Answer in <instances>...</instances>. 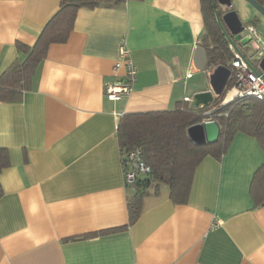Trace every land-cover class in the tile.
Listing matches in <instances>:
<instances>
[{
	"label": "crops",
	"instance_id": "obj_1",
	"mask_svg": "<svg viewBox=\"0 0 264 264\" xmlns=\"http://www.w3.org/2000/svg\"><path fill=\"white\" fill-rule=\"evenodd\" d=\"M60 2L0 0V76L25 60L17 43L34 46ZM204 28L202 0L78 9L22 100H0V147L10 157L0 172V264H264V204L251 193L264 148L242 131L221 159H202L186 202L163 185L130 222L118 123L128 112L225 97L231 61L208 64ZM122 44L137 79L114 101L105 84L126 72L116 67Z\"/></svg>",
	"mask_w": 264,
	"mask_h": 264
},
{
	"label": "trees",
	"instance_id": "obj_2",
	"mask_svg": "<svg viewBox=\"0 0 264 264\" xmlns=\"http://www.w3.org/2000/svg\"><path fill=\"white\" fill-rule=\"evenodd\" d=\"M123 1L125 0H61L60 9L47 23L34 46L17 43L27 56L23 62L12 63L0 76V100H22L24 91L32 88L36 69L46 57L49 45L67 39L80 7ZM258 1L264 4V0ZM215 2L217 4L218 1ZM217 6L218 9L213 0H202L205 28L201 42L206 48L210 66L227 64L228 56L233 55L230 46L232 41L215 13L218 10L221 17L223 15L219 4ZM225 29L228 28L225 26ZM233 42L245 55L238 41L234 39ZM232 82L233 79L229 85ZM221 99L200 108L190 107L185 100L169 109L128 112L122 115L118 123L122 160L126 159L127 152L140 149L143 159L151 167L150 174L139 175L137 189L129 195L130 222L133 223L139 217L142 199L151 193H159L163 185H168L170 197L175 202H186L199 163L207 155L221 159L236 132L242 131L256 137L264 148V101L254 95H244L219 105ZM210 118L220 123L219 140L213 143L193 141L188 128ZM9 164L8 150L0 147V172ZM2 192L0 184V196ZM251 193L256 204H264V163L254 175Z\"/></svg>",
	"mask_w": 264,
	"mask_h": 264
},
{
	"label": "built area",
	"instance_id": "obj_3",
	"mask_svg": "<svg viewBox=\"0 0 264 264\" xmlns=\"http://www.w3.org/2000/svg\"><path fill=\"white\" fill-rule=\"evenodd\" d=\"M245 29V37L243 39L250 41L252 47L254 45L255 51L264 53V44H259L260 36L255 26L249 24ZM239 41L242 42L241 39ZM230 46L234 56L230 62L233 82L222 104L244 95H254L264 101V70L257 68L233 43ZM120 54L123 58L117 61L116 67L125 65L126 72L123 78L109 81L105 84L106 95L114 101L130 95L137 79V67L129 57V49L126 45H121ZM185 99L188 98L185 97ZM122 166L125 182L134 191L137 189L139 175H148L151 172V167L143 159L140 149L127 152L126 159L122 160Z\"/></svg>",
	"mask_w": 264,
	"mask_h": 264
},
{
	"label": "water",
	"instance_id": "obj_4",
	"mask_svg": "<svg viewBox=\"0 0 264 264\" xmlns=\"http://www.w3.org/2000/svg\"><path fill=\"white\" fill-rule=\"evenodd\" d=\"M220 4H225L230 9L226 11L222 17L216 12L217 19L223 26L225 32L227 33L229 39L233 42L235 40H239L240 32L243 29L242 22L236 13V11L232 10V0H217ZM249 1L263 16H264V4H262L258 0H247ZM214 5H216L215 0H213ZM225 26L228 29H225ZM247 40L242 39V42H246ZM201 48V47H200ZM238 49V48H237ZM203 51V48H201ZM205 58V56H204ZM263 59L259 63V68L264 70V56ZM206 59V58H205ZM188 134L190 138L197 143H213L219 140L221 134V126L220 123L216 119H206L204 121L195 123L188 128Z\"/></svg>",
	"mask_w": 264,
	"mask_h": 264
},
{
	"label": "rangeland",
	"instance_id": "obj_5",
	"mask_svg": "<svg viewBox=\"0 0 264 264\" xmlns=\"http://www.w3.org/2000/svg\"><path fill=\"white\" fill-rule=\"evenodd\" d=\"M217 4H219V3L217 2ZM217 4L214 5L216 9H217V7H216ZM220 7H221L220 9H222V11H224V9H227V6L224 4H222ZM232 10L236 11V13L238 14V16L242 22L243 27L246 28L249 24H253L255 26L257 33L260 36V43L259 44L263 45L264 44V16L247 0H232ZM216 12L219 13L218 10H216L215 13ZM219 15H220V13H219ZM245 28L240 32V38L239 39H241V40L245 37V31H246ZM238 44L241 46V48L244 51L247 58L257 68H259V63L263 59L262 57L264 56V53H262L261 51H255V49L253 48L254 45L252 47V44L250 41H246V42L242 43L241 41L238 40ZM233 57L234 56L232 54L229 55L228 60L231 61L233 59ZM231 86H232V84L228 86L227 90H229L231 88ZM227 92L225 94V97L227 95ZM223 99H224V97L221 99V102L219 105H221L223 103ZM233 100L227 101V103L231 102Z\"/></svg>",
	"mask_w": 264,
	"mask_h": 264
},
{
	"label": "flooded vegetation",
	"instance_id": "obj_6",
	"mask_svg": "<svg viewBox=\"0 0 264 264\" xmlns=\"http://www.w3.org/2000/svg\"><path fill=\"white\" fill-rule=\"evenodd\" d=\"M220 4V3H219ZM222 4H220L219 5V9L221 8L220 6H221ZM225 5V4H224ZM217 9H218V6H217ZM230 8L229 7H227V9H224V11H222V9H220L221 11H222V14H224L226 11H228Z\"/></svg>",
	"mask_w": 264,
	"mask_h": 264
}]
</instances>
